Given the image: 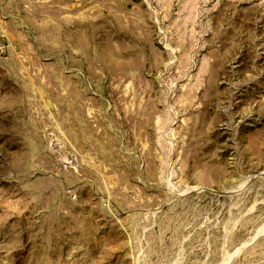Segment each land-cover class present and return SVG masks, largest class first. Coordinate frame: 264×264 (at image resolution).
<instances>
[{"label": "rangeland", "instance_id": "374dc122", "mask_svg": "<svg viewBox=\"0 0 264 264\" xmlns=\"http://www.w3.org/2000/svg\"><path fill=\"white\" fill-rule=\"evenodd\" d=\"M0 264H264V0H0Z\"/></svg>", "mask_w": 264, "mask_h": 264}]
</instances>
